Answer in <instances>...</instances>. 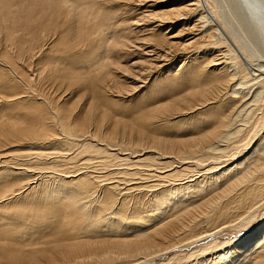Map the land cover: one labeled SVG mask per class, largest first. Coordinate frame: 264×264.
Instances as JSON below:
<instances>
[{"label":"bare ground","instance_id":"bare-ground-1","mask_svg":"<svg viewBox=\"0 0 264 264\" xmlns=\"http://www.w3.org/2000/svg\"><path fill=\"white\" fill-rule=\"evenodd\" d=\"M10 1L0 0V12ZM183 2L181 9L168 7L152 16L141 7L137 18L130 16L132 0L14 3L22 16L17 23L21 35L16 46L4 39L0 56L5 65H13L20 58L9 53L13 46L25 64L18 69L23 75L19 82H7L0 72V207L14 210L11 222L0 219V264H264L263 221L240 238L197 244L199 236L225 226L242 227L264 201V0ZM174 23L188 34L184 39L167 33ZM165 24L163 32L158 27ZM199 37L210 48L208 67L196 60L180 63L163 76V83L170 79L178 90L189 87L188 92L203 86V96L173 114L174 120L158 115L135 123L151 132L205 113L200 144L180 153L175 149L177 155L153 150L151 141L149 147H136L142 136L134 146L107 143L80 129L90 120L88 112L87 118L84 110L82 116L59 110L57 97L80 93L103 109L113 108L117 74L124 63L134 64L133 52H139L146 67L129 72L144 81L149 67L171 64L176 54L171 49L181 50L178 45ZM17 105L23 109L12 110ZM6 106L9 112L3 111ZM107 116L119 125V118ZM149 134L144 132L145 141ZM150 136L155 143V135ZM17 143L27 149L15 150ZM24 151L35 163L18 162L22 156L12 162ZM129 196L135 205L131 210L125 206ZM161 256L166 259L157 260Z\"/></svg>","mask_w":264,"mask_h":264},{"label":"rangeland","instance_id":"rangeland-1","mask_svg":"<svg viewBox=\"0 0 264 264\" xmlns=\"http://www.w3.org/2000/svg\"><path fill=\"white\" fill-rule=\"evenodd\" d=\"M174 1L175 2L173 4H171V0H138V2H137V0H132V2H133L132 4L133 5H130V7H132L133 9H132V13H131L130 16L132 18H137V15H138L137 11H139L138 9H140L141 7H142V9L146 7L145 9H148L149 14L152 16L153 12H158V11L164 9V8L174 7L173 9H177V8L181 9L182 6L184 5L183 0H174ZM15 2H19V0H12V1L8 2L7 6L3 10H1V12H0V26L2 27V31L0 33V51H1V48L4 47V45H1V44L5 43L4 39H5V41L10 42L13 46H16L18 44L17 39L21 35V30L17 26V23L20 24L21 20L18 17L22 18V16H20V12L18 11V9L16 8V6L14 4ZM137 4L139 5V8H138ZM168 4H170V5L167 6ZM12 17L15 18L16 23H14L11 20ZM177 25L175 23H174V25L170 24L169 25L170 27H169L167 33L174 32V33L177 34L175 39L182 40L188 34L185 33V35H184V33L182 31H178L180 29V27H179L180 25H178V26ZM167 27H168V25L165 24L164 26L158 27V28L162 29L163 32H164V30ZM159 29H157L154 32L158 33ZM199 38L194 39V41L196 43L193 42V41H190L192 43H186L184 41L185 44H188V45H186V46L183 45L184 48H183V46L181 47V45H178L177 47L180 48L181 50L174 49V48L171 49L170 52L176 51V54H174L175 56H171V58H170L171 61H172L171 64L169 63V65H168V62H167V63H163L164 65L162 67H154L153 65H152L153 67H149V68L147 67L149 69L148 70L146 68L148 70L147 71V73H148L147 80H144V81H141L139 78H136V76L135 77L132 76L130 74V72H129V71H134L135 70V72L137 74V70H139L140 68H144V65H145V63L140 58L139 52H136V51L133 52L134 55L130 56L129 58H132V61H134V64H130V61H128L127 63H124L125 66L121 69V72H119L117 74L118 75L117 84H118L119 87L115 85V88H113V90H112L114 92V95L111 96V99L112 98L115 99L113 101L115 103L112 104L113 108L110 107V109L108 108L107 110L103 109L104 106H101L99 101H97L94 97L93 98L95 100L92 101V100H90L91 99L89 97L90 95L85 94V93L84 94L80 93V94H75V95L73 94L74 96H71V95L70 96L62 95L60 97L54 96V97H57L56 98L57 102L59 101V104L62 105L59 110L61 111V113L65 114V115H67V114L68 115H72V113L75 114V113H78V111H79V112H81L80 116H82V113H83V110H84V112L87 115V118L89 117L88 114H87V112H88L89 115H90L89 119L91 121L90 120L88 121V119H85L84 123L87 126L85 124H83L82 125L83 129H82V127L80 129L85 131V132H87V133H88V131H90L89 134L92 132L91 135L94 133L95 137L92 136L94 138H97V137L98 138H100V137L104 138L102 140L100 138V140L101 141L106 140L107 143H108V141L110 143H120L122 146H123V143L126 144V145H127V143H128V145L131 143L134 146V144H136L135 140L139 142L138 137L142 136L143 140L141 138L139 144L137 142L138 146L136 145V147H140V146L142 147V145L145 146L146 144H147L146 146L149 147L148 142L151 141V142H153L152 146L153 147L155 146V148H152V146L150 144V146H151V148L153 150L154 149L155 150H160V152L171 151L170 153L175 151V149H178V152L180 153V152L183 151V149H185V147H186V150H187V146H189L191 148L190 144H192V143H194V144H192V146L196 145L197 142L201 143L203 141L202 138H203V136L205 134V130L200 129L199 123L201 122V119L203 118L202 116L205 113H202L203 115L201 114V118L200 119H198V117L193 119L195 122L193 120L188 122L187 119H182L181 122H179L178 124H171V122L170 123L167 122L168 125L166 124V126H164L162 128L159 127V129L157 128V129L151 130V132H153L155 134L151 133L148 130H144L141 126L138 125L141 122L146 121L147 119L152 120V118L150 119V116L151 117L153 116V118L154 117L155 118L158 117V115H159L160 118L167 116L171 120H174L175 119V117H174L175 114L183 112L184 108H185V110L189 109V107L190 106L192 107V104H194L195 101H198V99L201 96H203V90H201V89H203V86H200V87L198 86L197 90L190 89V91L188 92L189 87L188 88H184V90H183V88L181 90H178V89H176V84H175L176 82L175 81H171L170 79H169V82L165 83L166 82L165 81L163 83V80H165L163 78V76H167V75L169 76V75L173 74L174 71H176L177 65H179L180 63H181V65L182 64H186V63L189 64L190 61L194 62V60H196L197 63H199V64L202 63V64H204V66H207L206 64H208L207 63V59L209 58V53H210L209 49L210 48H207L208 45H205L206 41L203 40L204 37H199ZM187 40H190V38L187 39ZM202 41H203V45L204 46L202 45L203 47L201 46V47H199L200 48L199 49L198 46H200L202 44ZM197 43H198V45H197ZM193 44H194V47H193ZM196 45H197V47H196ZM13 46L8 47V51H9L10 54H12L11 55L12 58H13V55H14V57H17L18 55H19L18 57H20V58H18V60L14 58L16 61L13 59V62H14L13 65L10 64V63H9V65H5V63H7V62L5 61V63H4L2 61V59H1L2 56H0V69H1L0 72H2V73L7 75L6 78L9 79L7 82H12L14 80H16L15 82H19L20 81L19 76L20 77L23 76L22 73L20 72V70L21 71L24 70L23 66H24L25 62L21 59L22 58L21 55L16 52L17 48L13 47ZM205 46H207V47H205ZM177 47H175V48H177ZM182 49H184V50L182 51ZM194 49H195V51H194ZM196 49H197V51H196ZM213 52H216V50H214ZM198 56H200V57H198ZM178 57H181L179 59H182L180 62H178ZM192 57H193V60H190ZM205 62H206V64H205ZM185 66L186 65H184L183 68ZM11 67H12L13 71L11 70ZM145 67H146V65H145ZM18 69H20V70H18ZM122 74H125V75H122ZM32 77L36 78V76H34V75ZM161 77H162V79H161ZM35 78H34L33 82H37V80ZM132 78H136L137 82L134 81V80L132 81ZM17 79H19V80H17ZM156 80H157V82H156ZM166 80L168 81L167 78H166ZM158 82H162V84L160 85V83H158ZM132 85H136V86L142 85V87L134 89V86H132ZM143 85H145V87ZM148 86H150V87H148ZM116 87H118V88H116ZM173 88H174V90H172ZM21 89L22 88L20 86V88L18 87V89H16V90H21ZM150 90H152V91H150ZM159 92H161V94H158ZM200 92H201L202 95H200ZM150 93L152 94L151 96H155V95H157V96L155 98H153V99L149 98V97H151ZM12 95L13 94L9 95V99H10V97H13L15 94L13 96ZM50 95H52V93H50ZM204 95H205V93H204ZM20 98H22V97H16L15 99H20ZM23 99H26V98L23 97ZM65 99H66V101H65ZM63 101H65V103H63ZM14 102H16V101H14ZM86 104H87V106H86ZM64 105H66V106H64ZM98 105H100L103 108H101ZM83 106H86V107L84 108ZM7 107L8 106L3 108L4 112H9V108H7ZM20 107H18V105H17L15 107H12V110H13V108H14V110L15 109H18V110L23 109V107L21 105H20ZM67 110L68 111L71 110V111H69V113H66ZM80 110H82V111H80ZM109 112H110V114H108ZM164 112L165 113L167 112V114H165ZM154 113H156V114H154ZM103 114L108 115L107 117H109V115H110V118L115 115L114 117L119 118L117 120L119 125H117V124L116 125H112L111 124L112 122L110 123V119H106L105 120L103 118ZM152 114H154V115H152ZM164 114H165V116H164ZM188 114H189V112L187 114H185V115L187 116ZM206 117H208V115L205 114L204 118H206ZM170 119H169V121H171ZM135 120H137L138 124H137V122L135 123ZM86 121H88L87 122L88 124L86 123ZM107 121L109 122V124H108ZM111 121H112V118H111ZM84 125L86 126V128H84ZM197 125H198V129H197ZM112 126H114V127L112 128ZM164 128H166V129H164ZM142 129L144 130L145 135H148L149 133L151 135H155V137H153V138L156 139V142L154 143V140L151 138L150 134H149L150 139L147 137V140L145 141L144 137L146 138V136L144 135V132L142 131ZM139 130H141L140 132H143V134L142 133L140 134ZM198 132L202 133V135L200 133L198 135ZM158 136L161 137L162 140L161 139L159 140ZM157 140H159V141H157ZM143 141H144V143H143ZM161 141L162 142L164 141L163 142L164 144ZM133 142H135V143H133ZM195 142H196V144H195ZM165 144H166V146H165ZM167 144L170 147H172L171 149H174V150H171L170 147ZM126 145H124V146H126ZM161 145H163V147ZM177 145L179 147H181V149L177 148ZM17 146H18V148L15 149L17 151H19L20 149L21 150L27 149V145L26 144L17 143ZM19 147H20V149H19ZM156 147H157V149H156ZM21 150H20V152H21ZM12 151L4 150V154L5 153H10V154L13 153V155H14L15 152L14 151L12 152ZM17 151H16V153H17ZM176 151L174 152V154H177ZM2 152L3 151H1L0 153H2ZM23 155H25V151L23 152ZM23 155H19V158H18V155H17V158L16 157H11L13 160L10 159V161L12 160V162L16 163L20 159V157L22 156L21 159L18 162H24V161H28L29 159H31V160H29L30 163L32 161H33L32 164L35 163L34 162L35 160H32L33 156L31 157V156H28V155L27 156L26 155L23 156ZM5 156L7 158L6 157H3V158L8 159L9 155L8 156L5 155ZM78 156H77V158H78ZM27 157H28V159H27ZM79 159H81L79 162H83L84 161V158H79ZM33 166L35 167V164ZM34 167H33V169L35 170L36 168H34ZM183 175L184 174H181V176H183ZM137 179H139V178H137ZM114 180H116V178H114ZM140 180H142V179H140ZM132 192H133V194H135L134 190H132L131 191V195H133ZM148 192L149 191H143V193H142V191H140L141 195L145 194L144 197L148 196V194H149ZM19 199L21 200L22 198H19ZM23 201H24V199L22 200V202ZM18 202H20V201H18ZM125 206L128 207L127 208L128 210H131V209H133L132 207H135L133 201L130 199V196L125 198ZM259 206H257L259 208V210H257V209L255 210L254 209L255 211L253 210L252 216L249 218V220L247 219L246 223H244L245 225L243 224L242 227L236 226L237 228H235V227H233L234 225L233 226L231 225L230 226L231 230H230L228 228L229 226H225L226 229H224L225 227H223V225H221V227H223L222 230L218 229V232H216L215 234L213 232V233H210V234H205L203 236L201 235L202 237L199 236L197 244H201L203 241L205 243V242L209 241V239H210V240H214L215 242H217V245H219V244L223 243L225 240H228V239L230 240V239H234V238H237V237L240 238V236H244L245 234L253 232L255 230V227L257 226L258 222H262V221L264 222V209H263L264 208L263 207L264 206V201ZM0 209H1L0 213L2 214V217H3V218H0V219H2V221L4 220V218H5V220L6 219L9 220L10 222L12 221V219H14V218H12V217H14L13 216V211H14L13 209L7 208L8 212H6L7 211L6 208H4L5 209L4 210L3 208L0 207ZM254 212H255V214H254ZM6 222H8V221H6ZM27 230H34V229H28L27 228ZM194 246H196V245L192 244V247H194ZM208 248L212 249V246H209ZM182 249L188 250L189 248H187V246L186 247L182 246ZM209 249H207V251ZM212 251H213V249H212ZM208 255H213V252L210 253V250H209L208 251ZM165 259H166V256L165 257L161 256V257L157 258V260H159V261H164ZM141 264H153V262L149 261V262H144V263H141Z\"/></svg>","mask_w":264,"mask_h":264}]
</instances>
